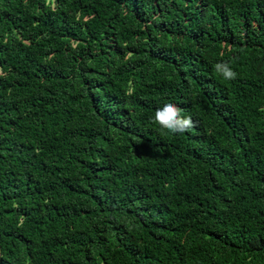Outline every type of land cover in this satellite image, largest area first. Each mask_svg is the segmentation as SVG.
<instances>
[{
    "label": "trees",
    "instance_id": "16d2710c",
    "mask_svg": "<svg viewBox=\"0 0 264 264\" xmlns=\"http://www.w3.org/2000/svg\"><path fill=\"white\" fill-rule=\"evenodd\" d=\"M0 264H264V0H0Z\"/></svg>",
    "mask_w": 264,
    "mask_h": 264
},
{
    "label": "clouds",
    "instance_id": "9594fccd",
    "mask_svg": "<svg viewBox=\"0 0 264 264\" xmlns=\"http://www.w3.org/2000/svg\"><path fill=\"white\" fill-rule=\"evenodd\" d=\"M214 68L225 80H233L237 76L228 63H217ZM181 112L175 104L166 103L156 109L153 120L172 134H182L193 129L195 125L190 116L184 117Z\"/></svg>",
    "mask_w": 264,
    "mask_h": 264
}]
</instances>
